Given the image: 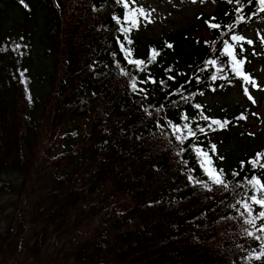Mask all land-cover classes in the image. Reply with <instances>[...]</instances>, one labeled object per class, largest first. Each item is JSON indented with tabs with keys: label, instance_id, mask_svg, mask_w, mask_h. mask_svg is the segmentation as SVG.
<instances>
[{
	"label": "trees",
	"instance_id": "16d2710c",
	"mask_svg": "<svg viewBox=\"0 0 264 264\" xmlns=\"http://www.w3.org/2000/svg\"><path fill=\"white\" fill-rule=\"evenodd\" d=\"M215 2L214 17L201 15L178 35L144 40L131 29L128 44L120 29L130 27V9L116 0H0V257L25 256L31 264H264L254 258L261 251L254 237L264 233L245 224L238 203L250 186H235L264 164L249 163L264 154V136L246 150L230 145L251 139L246 122L254 108L212 114L202 103L244 91L223 43L264 12L257 0H242V13L234 2ZM204 29L208 38L194 36ZM122 43L131 59L145 63L129 64ZM149 75L155 83H140ZM133 78L147 99L133 92ZM212 119L228 123L213 131ZM169 120L188 124L196 137L185 130L181 144ZM196 147L227 174L228 191L189 181L191 175L211 184Z\"/></svg>",
	"mask_w": 264,
	"mask_h": 264
},
{
	"label": "rangeland",
	"instance_id": "374dc122",
	"mask_svg": "<svg viewBox=\"0 0 264 264\" xmlns=\"http://www.w3.org/2000/svg\"><path fill=\"white\" fill-rule=\"evenodd\" d=\"M137 7H143L150 17L145 19L139 18V27L133 28L134 31L144 40H160L168 35H178L185 31L187 27L195 25L198 17H214L217 13L218 4L215 0H134L128 5L130 10ZM149 19L152 21L149 23ZM235 34L243 35L246 40L251 39L252 45L246 42L243 44L244 51L241 54L238 45L230 37L229 44L233 45L236 54L240 53L242 59H245V64L249 66L250 77L256 81L257 87L245 85L248 87V95H251L255 101L248 99V95L244 91H239L235 88V92L222 94L217 96H208L202 100L204 106H209L212 109V114L221 113L223 111H233L238 108L243 111L253 107L250 114L247 116L246 125L249 127V140L239 137L232 139L230 145L239 144L241 148L248 149L256 142V140L264 136V15L255 21L250 22L245 27L236 31ZM234 34V35H235ZM195 37L203 36L209 37L208 30L196 31ZM255 53V54H254ZM252 69H251V68ZM231 135H238L234 131H230ZM224 138V136L222 137ZM236 143H233V142ZM255 141V142H253ZM254 146H252L253 148ZM4 224L0 223V234L3 232ZM0 264H31L25 256H18L14 259H8L5 255L0 257Z\"/></svg>",
	"mask_w": 264,
	"mask_h": 264
},
{
	"label": "snow or ice",
	"instance_id": "6c2138e0",
	"mask_svg": "<svg viewBox=\"0 0 264 264\" xmlns=\"http://www.w3.org/2000/svg\"><path fill=\"white\" fill-rule=\"evenodd\" d=\"M20 2L23 4L24 0H20ZM116 2L122 3L123 7L125 9H128V4L125 2V0H116ZM195 2V0H193ZM236 3L237 5H240V7L236 8L237 13H242L243 12V3L242 0H228V3ZM248 3L251 4L252 0H248ZM257 3L259 5V11L264 12V0H257ZM24 7L27 8L28 5L24 4ZM144 17L145 19H148L150 17V13H147L143 7H137L135 9L129 10L126 12L124 15V20L125 22L130 25V27H123L120 29V31L123 33L124 39L127 41L128 44H132V40L128 38V34L133 28L139 27V18ZM239 20L242 23H246V18L244 15H239ZM152 21L149 19V23ZM117 23H120L119 19H117ZM211 27L213 29L219 28L220 25L213 23L211 24ZM227 27L231 28V25H228ZM231 39L235 41L238 45H240V53L242 54L244 51L243 44L241 42H246L248 45H252L253 41L251 39L246 40V38L243 35L240 34H235L232 35ZM264 40V38H262ZM169 48L172 47L171 44L167 45ZM17 47H20L17 45ZM120 50L124 52V58L128 60L129 64H133L136 66L143 65L145 63L144 60L142 59H131L132 56V50L130 48L125 49L124 44L122 43L120 45ZM223 53L226 54L228 57L231 58V71L238 77H240L245 85H251L253 87H257L256 81L250 77L246 72L243 71V65L245 64L246 60L245 59H238L236 51L233 47V45L229 44L227 40L224 41L223 43ZM255 54V53H254ZM208 64L210 65H216L217 61L215 59H210L207 61ZM119 63L117 64V67H119ZM167 71H171V69H168ZM217 71H222L221 69H217ZM23 75V73H21ZM211 80L215 81L218 79L217 75H212ZM169 79H174L173 77H169ZM148 80H151L152 83H155V80L152 79V77L149 75L147 80H140V83H147ZM197 82L199 83V77H196ZM163 83V82H161ZM130 87L132 88L133 92H136L137 94H144V99H147V90L140 88L138 89L137 87V82L135 78H133ZM215 91V89H212ZM244 93L248 95V87H244ZM200 95H203L201 92ZM248 99L252 100L253 103H255L253 97L251 95H248ZM196 107H200L199 104L196 105ZM147 111V110H146ZM160 109H157V112H159ZM151 113H149L150 115ZM202 119L205 121L209 120V117L204 116L201 114ZM243 115H241L240 119H244ZM184 119H187L185 116ZM228 121H221L218 119H212L210 123L208 124L207 128L211 130H216L213 129V125L219 126L221 129L225 124H227ZM168 124L171 125L175 133H179L175 136L176 140L179 141L181 144L184 143V135H185V130H186V135L188 137H196L197 132L193 130L192 127H190L188 124H185L183 128L178 126V124H172V122L169 120ZM158 127L161 125L157 124ZM198 131L201 134L207 135V131L205 127L197 125ZM217 149V146L215 144H211L209 151L215 153ZM196 156L198 157L200 168L203 170L204 174L207 176L208 181L211 182L209 184L208 182L204 180H196L195 177L189 176L188 179L189 181L194 185V186H200L206 191H212L213 186H217V190H224L228 191L230 188L229 181L226 179L227 174L224 172V170L217 169L214 166L212 158L209 156L208 151H204L200 147L195 148ZM264 158V154L262 153H257L256 158L249 161L251 164L252 168L255 169L257 168V162L261 159ZM220 160H223L224 157L220 156ZM244 162L241 161V167L243 168ZM251 172V169H250ZM264 172V164H259V171L257 172H251V175L245 174V176L241 179H239L236 183V187H244V184L246 183L248 186H250V194L244 199L243 201H238V203L242 204V207L244 209V212L247 213V216L245 218V224L251 226V228L256 229L258 232L264 233V225H261L257 227V220H264V211H259L258 216L253 214V205L258 206L259 209H264V176H262L260 173ZM232 177H239V173L236 171H232L231 173ZM244 212L241 213V215H244ZM245 233L249 237H253L254 233L253 231L249 230L248 228L244 229ZM256 240L261 241V251L259 253L254 254V258L256 260H264V237L261 236H255L254 237ZM251 258V257H250Z\"/></svg>",
	"mask_w": 264,
	"mask_h": 264
}]
</instances>
